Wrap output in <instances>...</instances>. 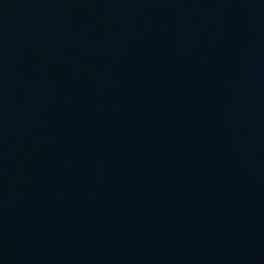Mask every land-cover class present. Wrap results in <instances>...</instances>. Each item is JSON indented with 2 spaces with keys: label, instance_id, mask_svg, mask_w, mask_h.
Instances as JSON below:
<instances>
[{
  "label": "water",
  "instance_id": "95a60500",
  "mask_svg": "<svg viewBox=\"0 0 264 264\" xmlns=\"http://www.w3.org/2000/svg\"><path fill=\"white\" fill-rule=\"evenodd\" d=\"M0 264H264V0H0Z\"/></svg>",
  "mask_w": 264,
  "mask_h": 264
}]
</instances>
